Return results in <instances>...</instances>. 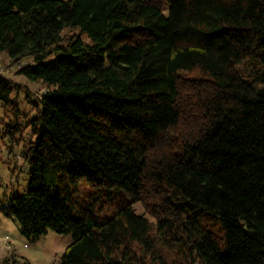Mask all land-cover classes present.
<instances>
[{"label": "trees", "instance_id": "1", "mask_svg": "<svg viewBox=\"0 0 264 264\" xmlns=\"http://www.w3.org/2000/svg\"><path fill=\"white\" fill-rule=\"evenodd\" d=\"M0 55L47 88L0 216L71 234L60 264H264V0H0Z\"/></svg>", "mask_w": 264, "mask_h": 264}, {"label": "rangeland", "instance_id": "2", "mask_svg": "<svg viewBox=\"0 0 264 264\" xmlns=\"http://www.w3.org/2000/svg\"><path fill=\"white\" fill-rule=\"evenodd\" d=\"M78 31L64 34L66 37L77 34ZM83 40L90 42L87 36ZM55 59L52 55L45 59L44 63ZM32 57L25 59L21 65H33ZM16 66H12L6 56L0 55L1 75L21 86V90L13 94L18 99L19 111L21 113L19 124L24 129L16 131L10 129L18 122L13 113L0 102V208L9 206L14 196H23L27 192L30 180V165L23 158L24 148L35 140L27 120L35 117V111L31 103H37L47 88L40 82H32L24 76L16 74ZM88 185L80 183L74 186L73 196L84 206L89 204L91 196L95 191ZM129 198L123 193L110 189L104 196L106 205L105 215L112 214L119 206L125 204ZM133 209L139 215H143L151 222L153 218L147 213L141 202L133 203ZM73 241L71 234H61L49 230L46 236L39 239L28 238L22 233L20 223L12 216L1 214L0 216V264L5 260L15 261L16 264H60L67 246Z\"/></svg>", "mask_w": 264, "mask_h": 264}, {"label": "built area", "instance_id": "3", "mask_svg": "<svg viewBox=\"0 0 264 264\" xmlns=\"http://www.w3.org/2000/svg\"><path fill=\"white\" fill-rule=\"evenodd\" d=\"M0 73H1V71H0Z\"/></svg>", "mask_w": 264, "mask_h": 264}]
</instances>
